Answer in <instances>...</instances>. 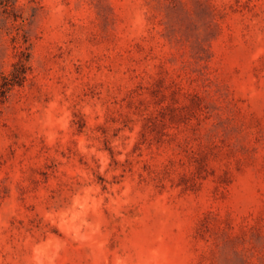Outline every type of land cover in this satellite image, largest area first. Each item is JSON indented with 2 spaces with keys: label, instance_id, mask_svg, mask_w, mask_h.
<instances>
[{
  "label": "rangeland",
  "instance_id": "rangeland-1",
  "mask_svg": "<svg viewBox=\"0 0 264 264\" xmlns=\"http://www.w3.org/2000/svg\"><path fill=\"white\" fill-rule=\"evenodd\" d=\"M0 16V264H264V0H19ZM16 34H19L18 36Z\"/></svg>",
  "mask_w": 264,
  "mask_h": 264
},
{
  "label": "trees",
  "instance_id": "trees-1",
  "mask_svg": "<svg viewBox=\"0 0 264 264\" xmlns=\"http://www.w3.org/2000/svg\"><path fill=\"white\" fill-rule=\"evenodd\" d=\"M19 0H0V16L4 17V20L11 21V27H19L25 25L26 21L35 18L39 11L37 3H31V13L28 17L20 14H14L13 12L23 11L18 7ZM17 36L19 34H16ZM18 53L17 60L13 63V68L10 72L4 73L2 82L0 85V112L2 105L6 102L11 91L16 87L24 85L29 79V73L32 69L31 55L24 46Z\"/></svg>",
  "mask_w": 264,
  "mask_h": 264
}]
</instances>
